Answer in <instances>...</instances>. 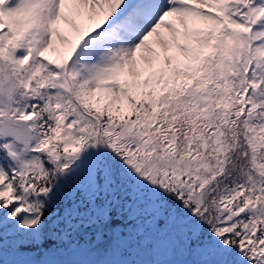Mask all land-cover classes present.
I'll return each mask as SVG.
<instances>
[{"label":"trees","instance_id":"obj_1","mask_svg":"<svg viewBox=\"0 0 264 264\" xmlns=\"http://www.w3.org/2000/svg\"><path fill=\"white\" fill-rule=\"evenodd\" d=\"M261 59V93L249 88L251 65L244 74V91L203 66L197 77L210 81L212 96L204 103L208 117L197 106L185 111L193 79L182 73L173 79L184 81L178 89L165 86L164 72L143 90L133 91L125 83L119 99L91 96L84 102L88 124H74L73 129L61 119L55 123L45 96L40 99L34 90L28 112L38 127L45 126L35 151L52 171L22 176L2 162L6 183L0 185V264L7 259L63 264L74 247L87 264H96L105 253L97 248L108 241L123 263L171 255L178 264L181 259L202 264L207 257L214 264H264ZM27 71L34 86L39 77ZM84 155L101 157L95 178L86 184L77 181L73 167ZM142 236L165 245L152 251L154 246L144 244ZM15 240L16 246L9 247Z\"/></svg>","mask_w":264,"mask_h":264},{"label":"rangeland","instance_id":"obj_2","mask_svg":"<svg viewBox=\"0 0 264 264\" xmlns=\"http://www.w3.org/2000/svg\"><path fill=\"white\" fill-rule=\"evenodd\" d=\"M125 1L130 2V0H92L90 3L96 9V16L76 26L60 15V10L69 11L68 6H65L70 2L65 0H0L1 186L6 183L2 162L6 167L11 168L12 172L22 176L52 171L49 166L42 163L35 151L39 142V131H43L45 126L38 127L35 116L32 112H28L31 106H34L30 102L34 90L38 91L35 96L40 95V99L45 96L46 107L52 110L53 121L57 123V120L59 122L61 119L65 124L69 123L72 129L74 124L78 128L88 124L84 113V109L87 108L84 104L86 99L90 102L91 96L93 98L94 95L104 97L107 101L119 99L123 95L125 83L128 89L133 91L143 90L158 80L164 72L168 75L167 80L164 81L165 86H172V89L184 82L180 80L173 82L179 73L193 79L187 87L189 104L185 111H188L191 105L197 106V111L204 117L210 114L204 103L208 104L212 91L207 76L197 77L203 74V66L210 68V73L216 72L218 79L234 80L235 87L244 91V74L251 65L249 88L253 92L261 93L258 88L262 77L259 59L264 57V9H260L261 0H184L189 10L187 8L186 11L183 10V6L176 7L185 11L182 24L178 27L171 25L170 21L171 26L168 22L162 23L163 25L159 23L160 18L163 17L162 13L164 14L167 9L159 8L160 4L157 1L140 0L138 4L133 3L131 8L141 7L140 9L146 11L148 18L151 17V22L146 26L157 25L163 28L169 38L164 55L159 54L163 57L152 59L151 64L143 66L140 73L135 70V65L128 63L127 48L114 38L115 32H119L120 35L135 37L138 41L143 40L142 33L140 35L130 33L114 24L121 18L123 24H128L130 21L124 17V14L132 16L133 10L128 9ZM80 3L85 4V2ZM184 18L191 24L193 30H185L183 34L178 35L179 29L185 26ZM102 22H107L109 27H104ZM149 31L150 29H145L144 33ZM248 36L251 41H248ZM8 54L11 57L12 54H16V58L12 59ZM28 68L30 74L39 77L38 83L34 86L28 82ZM31 69L34 70L30 71ZM22 73L26 74L24 81L20 80ZM216 97L223 105L221 90L217 91ZM170 104L168 100L167 106L174 109ZM22 119L26 124L21 128H29V126L31 128L28 132L29 139L22 136L18 127ZM21 137L25 140L24 143L19 141ZM9 153L12 154V159L6 157ZM98 156L84 155L75 162L73 167L78 182L86 184L95 178L96 164L101 160L100 155ZM57 173L68 174L64 170H57ZM25 195L29 198L28 202H31L29 195L27 193ZM18 223L16 222V225ZM141 241L146 245L154 246L152 251L165 245L151 244L152 241L146 236H142ZM17 243V240L11 241L9 247L16 246ZM97 249L99 253H105L100 260L93 261L96 264H131L127 260L123 263L119 259V253L110 241L103 243ZM49 262L56 264L54 260ZM61 262L84 264L67 253ZM200 263L214 264L210 257ZM180 264H190V262L181 259Z\"/></svg>","mask_w":264,"mask_h":264},{"label":"bare ground","instance_id":"obj_3","mask_svg":"<svg viewBox=\"0 0 264 264\" xmlns=\"http://www.w3.org/2000/svg\"><path fill=\"white\" fill-rule=\"evenodd\" d=\"M65 1H67L68 3L70 2L69 4H67L65 6V7L68 6L67 10H69V11L60 10V15L63 19L70 20L71 23L72 24L74 23V25H76V26H78L82 22L87 21L90 18H93L94 16H96V9L90 3L92 0H71V1L65 0ZM139 1L140 0H130V2L125 1V5L128 7V9L130 8L133 10V13L130 11L132 13L131 14L132 16H127V14H124V17H127L128 20L130 19V21H128L129 22L128 25L123 24V22L121 23L122 18L119 19L118 21L114 22V24H116L118 28L123 27L124 29L128 30L130 33H133V32L139 33V35H140V33H142L141 37L143 40H141V41L136 40L135 37H132L130 35H124V34L120 35L119 32H115V34H114L115 40L121 42L127 48L128 63L129 64L131 63V64L136 66L135 70L137 71V73H140V70L143 68V66L151 64L152 59L159 58V57L161 59L164 55V52L167 49L166 46L168 45V42H169V38L167 36L168 34L164 33L163 28L158 27L157 25L156 26H151V25L146 26V24L151 22V17L148 18L146 11H144L143 9H140L141 7L131 8V5L133 3L138 4ZM155 1H157L160 4L159 8L167 9V11L164 12V14L162 13L163 17H162V19L160 18V21H159L160 24L168 22V25H170L169 21L172 22L171 25H173V26L176 25L175 27H178L180 24H182L181 20L183 19V16L185 14V11H186V8L188 5V4L186 5L184 3V0L183 1L165 0L164 2L159 1V0H155ZM80 2H83V3L85 2V4H81ZM147 3H149V1ZM147 3L145 5H147ZM200 4H202V3H200ZM261 4H262V7H260V9H264V0H261ZM178 6H183L182 9L185 11H181L180 9H177L176 7H178ZM149 7H151V6H149ZM197 7L198 6H196V8ZM78 12H80V13L78 14ZM127 18H126V20H127ZM158 18L159 17H156V19H158ZM68 20H66V21H68ZM102 25H104V27H109V24H107V22H102ZM184 25L185 26H183L179 29V31L177 33L178 35L183 34L185 32V30H187V31L193 30L191 24L187 20L185 21ZM173 26H172V28H173ZM99 27H100V25H99ZM145 29H150V31L147 33H144ZM191 33H193V32H191ZM158 37H160V38H158ZM154 38H155V40H154ZM176 49H178V48H176ZM176 51L178 52L179 56H181V53L178 50H176ZM161 53L163 55L159 56V54H161Z\"/></svg>","mask_w":264,"mask_h":264},{"label":"water","instance_id":"obj_4","mask_svg":"<svg viewBox=\"0 0 264 264\" xmlns=\"http://www.w3.org/2000/svg\"><path fill=\"white\" fill-rule=\"evenodd\" d=\"M26 124V121L25 120H21L20 121V124L18 127H20V130L21 132L25 133L28 131L29 128H21L22 125ZM19 141L24 143L25 140L21 138H19ZM10 159H12V154L9 153L8 154ZM246 213V210H242L240 212L241 215L245 214ZM67 253L71 256V257H74L76 259H79L81 261H83L84 263H87V260L85 259V257L81 254L79 248H71L67 251ZM3 264H32L29 260L27 259H21L19 261H11L9 259L5 260V262ZM39 264H52L50 262H41ZM141 264H176L174 258L172 256H166V257H163L161 259H158L156 261H152V262H142Z\"/></svg>","mask_w":264,"mask_h":264}]
</instances>
